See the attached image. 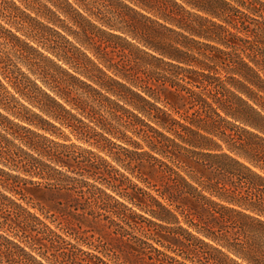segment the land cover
I'll use <instances>...</instances> for the list:
<instances>
[{
  "label": "trees",
  "instance_id": "16d2710c",
  "mask_svg": "<svg viewBox=\"0 0 264 264\" xmlns=\"http://www.w3.org/2000/svg\"><path fill=\"white\" fill-rule=\"evenodd\" d=\"M0 264H264V0H0Z\"/></svg>",
  "mask_w": 264,
  "mask_h": 264
},
{
  "label": "rangeland",
  "instance_id": "374dc122",
  "mask_svg": "<svg viewBox=\"0 0 264 264\" xmlns=\"http://www.w3.org/2000/svg\"><path fill=\"white\" fill-rule=\"evenodd\" d=\"M63 133L64 134H67L68 133V131L67 130H63ZM68 135V134H67ZM70 139H71V141L72 142H75V143H77L78 144V142H76V140L74 139V137H72V136H70ZM83 249H86L85 247H83Z\"/></svg>",
  "mask_w": 264,
  "mask_h": 264
}]
</instances>
